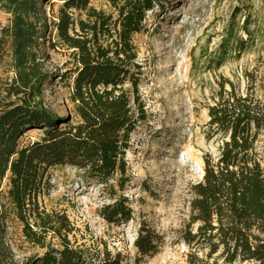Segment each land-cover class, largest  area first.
I'll list each match as a JSON object with an SVG mask.
<instances>
[{"label": "trees", "instance_id": "trees-1", "mask_svg": "<svg viewBox=\"0 0 264 264\" xmlns=\"http://www.w3.org/2000/svg\"><path fill=\"white\" fill-rule=\"evenodd\" d=\"M51 1L0 0L12 15L5 34L12 38L17 75L16 100L0 103V264H89L87 252L70 240L74 228L68 217L42 209V198L54 190L51 171L57 168H75L110 189L114 204L101 212L108 223L133 220V209L117 197L112 182L124 191L126 154L132 135L146 121L134 36L145 32L148 13L171 0H104L112 14L91 7V0H61L51 24L59 44L51 43L65 48L73 64L65 74L72 104L67 116L35 101L46 81L35 64L48 30L39 16ZM244 78V91L223 78L208 108L207 139L220 143V153L205 155L203 180L191 188L190 220L180 231L187 264H264V165L257 150L264 138V99L257 70ZM34 129L43 130V137L24 144L25 133ZM11 220L28 243L46 250L43 256L17 261L6 242ZM134 245L141 257H152L164 238L143 223ZM105 261L121 263L109 256Z\"/></svg>", "mask_w": 264, "mask_h": 264}, {"label": "rangeland", "instance_id": "rangeland-1", "mask_svg": "<svg viewBox=\"0 0 264 264\" xmlns=\"http://www.w3.org/2000/svg\"><path fill=\"white\" fill-rule=\"evenodd\" d=\"M90 5L113 13L104 0H91ZM61 6V0L41 6L40 26L48 30L35 51V64L38 76L46 81L39 85L35 101L67 116L72 104L65 74L73 64L65 48H53L51 43L59 44L51 24ZM11 21L12 15L0 4L3 105L16 100L13 42L5 34ZM240 40L245 44L242 48ZM134 42L142 67L139 91L146 121L132 135L126 154L129 171L124 191L112 182L117 197L127 199L133 209V220L115 225L103 219V208L115 201L110 189L86 180L72 167L51 171L54 190L42 198L41 206L68 217L74 228L70 240L87 252L89 264H105L108 256L112 261L118 258L120 264H187L188 250L180 242V231L190 220L191 188L203 180L205 155L220 153V143L207 139L206 126L219 82L228 79L244 91L245 72L256 69L262 84L258 93L264 99V0H171L163 9L148 13L145 32L135 35ZM220 59L222 65L216 68ZM42 137L43 130L34 129L25 133L23 143ZM257 150L264 165V138ZM143 223L164 238L152 257H141L134 245ZM6 242L20 263L46 252L25 240L16 220L7 225Z\"/></svg>", "mask_w": 264, "mask_h": 264}, {"label": "bare ground", "instance_id": "bare-ground-1", "mask_svg": "<svg viewBox=\"0 0 264 264\" xmlns=\"http://www.w3.org/2000/svg\"><path fill=\"white\" fill-rule=\"evenodd\" d=\"M181 99V95L179 94V96L177 97V106L179 105V100ZM180 110V109H179ZM179 110H177V113H179ZM203 174V172H202Z\"/></svg>", "mask_w": 264, "mask_h": 264}]
</instances>
